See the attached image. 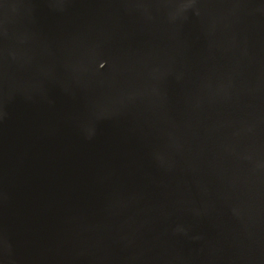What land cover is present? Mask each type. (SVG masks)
<instances>
[{"label":"water","instance_id":"water-1","mask_svg":"<svg viewBox=\"0 0 264 264\" xmlns=\"http://www.w3.org/2000/svg\"><path fill=\"white\" fill-rule=\"evenodd\" d=\"M0 264H264V0H0Z\"/></svg>","mask_w":264,"mask_h":264}]
</instances>
